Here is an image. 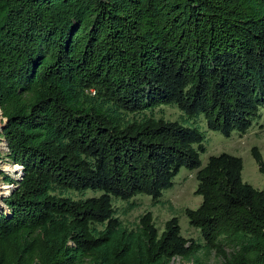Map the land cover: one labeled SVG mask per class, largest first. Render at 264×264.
Returning a JSON list of instances; mask_svg holds the SVG:
<instances>
[{"label":"trees","instance_id":"obj_1","mask_svg":"<svg viewBox=\"0 0 264 264\" xmlns=\"http://www.w3.org/2000/svg\"><path fill=\"white\" fill-rule=\"evenodd\" d=\"M0 110L3 158L23 166L5 179L0 264H264V191L238 156L202 167L207 131L189 125L230 138L261 119L264 0H0ZM182 168L198 170L184 214L201 242L177 217L162 234L151 212L124 225L115 199L158 202Z\"/></svg>","mask_w":264,"mask_h":264},{"label":"rangeland","instance_id":"obj_2","mask_svg":"<svg viewBox=\"0 0 264 264\" xmlns=\"http://www.w3.org/2000/svg\"><path fill=\"white\" fill-rule=\"evenodd\" d=\"M262 117L256 121L251 129L245 133L240 134L235 132L230 138L225 137L217 132H211L207 130L206 120L204 116H201V120L189 122L190 126H200L203 131H207V142H206V153L201 154L202 167L206 166L210 157L217 156L223 153L231 154L242 158L244 169L242 177L244 182L250 184L254 188L264 191V175L259 170L255 158L252 155V149L258 148L263 160H264V110H262ZM157 118L164 117L170 121H182L184 120L183 114L176 106H163L162 108L155 111ZM0 139L1 134H0ZM0 140V145L3 143ZM3 155V153H1ZM4 161V160H3ZM5 162V161H4ZM1 164L0 170V197L8 193L9 187H6V177L12 174L6 172H14V168L6 164ZM198 170L190 171L186 168H182L179 175L174 181V187L163 193V197L158 201L154 202L151 197L146 195H139L130 202H123L121 200H114L115 207L118 212V216L123 221L124 225L128 227H134L139 217L145 213L151 212L154 217V221L162 234L165 230V223L171 220L173 217L179 219L182 235L186 239L193 240L195 242H201L200 231L192 227L189 223V219L184 214L185 209L196 210L202 204V197L196 195L198 186L197 181ZM6 175V176H4ZM102 193L95 191H86L83 194L78 192H71V196L75 200L98 197ZM7 198H0L2 205ZM135 205V208L131 211L128 210L130 205ZM4 210L0 212L7 214L8 210L3 205ZM199 258L202 264H221L215 253L207 255L204 251L199 253ZM174 264H193L183 262L181 259L174 261Z\"/></svg>","mask_w":264,"mask_h":264},{"label":"built area","instance_id":"obj_3","mask_svg":"<svg viewBox=\"0 0 264 264\" xmlns=\"http://www.w3.org/2000/svg\"><path fill=\"white\" fill-rule=\"evenodd\" d=\"M4 121L5 119L2 117V112L0 111V124H1V127L2 125L4 124ZM1 130V129H0ZM1 132V131H0ZM0 140H3V139H0ZM4 144H5V141L3 140L2 141ZM2 143V144H3ZM9 152V149H7V147L5 146V148H1L0 147V153H3V155L1 154L2 156V159L0 158V162L1 164H4L5 162H9L7 159H4L3 156L6 155L7 153ZM5 162H4V161ZM9 164V166H12L14 168V172H6V175L8 174H12L13 175V178L11 177V175H9L8 177H10L11 179H13L14 181H17V180H20L21 179V176H22V171H23V166H20V165H17V164H13V163H7ZM0 170L1 172H5L4 170L1 169V165H0ZM4 175V176H6ZM6 187H9L10 188V192L8 195H6L4 198H8L11 194V192L14 190V188L16 187L15 184H5Z\"/></svg>","mask_w":264,"mask_h":264},{"label":"water","instance_id":"obj_4","mask_svg":"<svg viewBox=\"0 0 264 264\" xmlns=\"http://www.w3.org/2000/svg\"><path fill=\"white\" fill-rule=\"evenodd\" d=\"M1 111V110H0ZM7 123V120L5 119V121H4V124L2 125V127H1V132H0V134H2V131H3V129H4V127H5V124ZM5 144L7 145V149H9V146H8V143L5 141ZM4 204V206L6 207V209L8 210V213H10V210H9V208H8V206L6 205V203L5 202H3Z\"/></svg>","mask_w":264,"mask_h":264},{"label":"bare ground","instance_id":"obj_5","mask_svg":"<svg viewBox=\"0 0 264 264\" xmlns=\"http://www.w3.org/2000/svg\"><path fill=\"white\" fill-rule=\"evenodd\" d=\"M0 129H1V124H0ZM0 131H1V130H0ZM5 146L7 147V145H6V144H4V143L0 145V147H1V148H5ZM6 164H7V163H6ZM9 190H10V188H9ZM9 192H10V191H9ZM9 192H8V193H6L5 195H2V197H0V198H2V199H3V198L6 196V195H8V194H9Z\"/></svg>","mask_w":264,"mask_h":264}]
</instances>
